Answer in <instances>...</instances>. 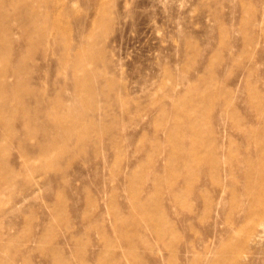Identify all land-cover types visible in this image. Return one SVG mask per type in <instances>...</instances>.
I'll list each match as a JSON object with an SVG mask.
<instances>
[{
  "label": "rangeland",
  "instance_id": "1",
  "mask_svg": "<svg viewBox=\"0 0 264 264\" xmlns=\"http://www.w3.org/2000/svg\"><path fill=\"white\" fill-rule=\"evenodd\" d=\"M95 1L44 0L25 77L71 103L58 54L92 48L96 124L47 156L42 133L6 140L0 264H264V175L247 172L264 174L250 130L264 129V0H160L155 13L110 0L101 28Z\"/></svg>",
  "mask_w": 264,
  "mask_h": 264
},
{
  "label": "bare ground",
  "instance_id": "2",
  "mask_svg": "<svg viewBox=\"0 0 264 264\" xmlns=\"http://www.w3.org/2000/svg\"><path fill=\"white\" fill-rule=\"evenodd\" d=\"M108 1L110 0L95 1L97 10L96 26L100 28L106 23L103 16L107 12ZM113 2L115 3L114 0ZM133 2L135 6L142 8V13L148 11L155 13V11H158L157 7L160 0H133ZM40 7L43 8L41 11L34 10V8ZM50 11L47 4L44 6V0H0V175L4 179L14 174L11 166L3 159V156L8 151V146L5 142L8 139H15L20 130L29 136L42 133L38 139L37 151L35 153L40 156H47L51 153L52 148L55 147L56 139L58 138L63 139L68 144L74 136L79 144L80 142L83 144V141L90 134V128L96 124L94 112L98 108V103L94 98L98 95V85L95 82L96 78L93 67L95 64L93 62L97 59L99 53L95 52L92 48L85 45V49L72 52L73 47L71 48V44H67L68 52L58 54L59 61L64 65L63 68L69 67L68 85L72 92L71 98L73 99L71 103H65L58 96L61 90L56 92L58 93V97L46 99L43 92L39 90L40 88L25 77V74L28 73V71L26 72L25 63L32 56L30 53L31 47L40 42L47 34L46 29L49 24L46 19ZM110 19L112 20V17ZM110 19L109 21H111ZM12 24H15L18 30V37L16 39L11 36L12 27L14 26ZM62 25L64 26V23ZM94 38L96 36L90 35L84 40L85 44H92ZM14 42L18 43L21 47L15 52V59L11 63L10 55L13 52L12 45ZM58 63L57 67L59 66ZM59 68V71H63L62 66ZM8 73L14 77L13 81H8L5 77ZM31 102L34 103V107H31ZM261 115L260 123L264 125V115ZM49 116L54 117L52 123L49 122ZM86 116L88 117V121L86 123L80 122V120L86 119ZM191 123L186 129L194 137L197 134L192 130L194 126L193 122ZM53 126L57 128V133L53 134L50 131V128H53ZM250 130L253 132L251 141L257 143L254 154L257 157L263 156L264 129L250 127ZM60 134L61 137L58 136ZM179 140L183 143L185 141L184 136L180 137ZM23 142L25 143V141ZM23 142L20 139L18 140L19 146H22L21 155L26 157L34 155V152H30L23 147ZM73 147L75 148V146ZM79 147L84 148L83 145ZM179 150L180 148H178V152L181 157L185 158V156L192 155L196 148L192 146L190 150L189 148L183 149L182 153ZM247 169V172L258 173L259 184L262 183L264 175L262 173L263 166H260V164L252 166L247 164ZM2 186L3 184H0V188Z\"/></svg>",
  "mask_w": 264,
  "mask_h": 264
}]
</instances>
